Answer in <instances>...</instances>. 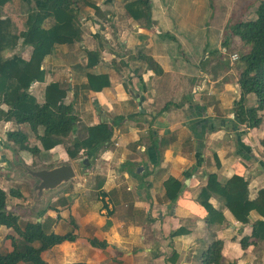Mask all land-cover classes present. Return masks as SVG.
I'll use <instances>...</instances> for the list:
<instances>
[{"label": "crops", "instance_id": "1", "mask_svg": "<svg viewBox=\"0 0 264 264\" xmlns=\"http://www.w3.org/2000/svg\"><path fill=\"white\" fill-rule=\"evenodd\" d=\"M90 1L100 13L78 0L80 40L58 43L43 63L45 82L30 89L39 103L50 83L67 89L79 119L75 132L45 151L39 139L43 127L34 132L14 120L0 122V188L22 194L9 197L8 209L22 226L42 223L48 234L76 236L45 251L46 264H201L214 240L223 242L220 264H264V241L245 249L241 244L260 216L252 212L250 223L242 224L212 197L226 222L210 230L199 198L211 173L223 183L234 175L244 177L252 199L264 189V112L259 128L236 122L243 63L228 60L230 48L220 32L235 15L233 8L222 13L219 25L208 0H150L149 25L125 9L135 0ZM235 40L239 46L240 38ZM89 52L98 54L95 66ZM14 54L29 60L32 47L20 45L4 55ZM89 74H107L111 86L89 90ZM256 103L249 95L247 107ZM102 123L113 128L111 141L71 159L66 146L87 139V129ZM8 132L24 134L28 150L36 152L18 151L7 142ZM64 165L73 168V179L38 189L37 172ZM170 177L184 185L175 203L166 197L164 183ZM3 229L0 254L12 249L11 237L20 239L14 230ZM180 229L188 234L172 237Z\"/></svg>", "mask_w": 264, "mask_h": 264}, {"label": "trees", "instance_id": "2", "mask_svg": "<svg viewBox=\"0 0 264 264\" xmlns=\"http://www.w3.org/2000/svg\"><path fill=\"white\" fill-rule=\"evenodd\" d=\"M84 4L100 9L90 0H82ZM78 0H0V122L15 121L27 124L37 132L44 128L40 137L45 151H50L63 144L64 139L73 134L79 122L73 113V103L67 101L68 90L59 83H50L45 89L44 103H39L30 89L35 83H44L46 71L43 68L45 59L51 55L57 44L64 40L79 41L82 28L79 20ZM125 9L135 20H146L153 24L152 4L150 0H135L125 5ZM230 35L240 38L242 43L250 47V51L239 60L243 68L239 78L240 97L236 101L235 117L239 125L259 128L263 123L260 115L264 112V2L257 9L255 20L239 22L231 25ZM20 45L32 47L29 60L19 54L5 58V52ZM91 66L98 63V54L89 52ZM94 59V61H92ZM154 69L158 66L150 57H144ZM107 74L88 76V89L100 92L110 87ZM257 98L256 106L247 107L249 95ZM87 139H74L66 146L71 159H78L81 151L91 152L111 141L113 128L102 123L87 129ZM6 140L13 143L18 151L30 149L28 138L20 132H8ZM260 144L264 149V138ZM35 153V150H28ZM217 166L220 161L216 157ZM166 197L175 203L183 190V183L170 177L164 183ZM19 190L8 192L0 188V226L14 230L20 239L11 237L12 249L0 254V264H46L42 254L65 241H74L72 233L58 235L48 234L42 223L28 222L22 226L20 217L8 209L9 197H21ZM217 197L227 208L233 218L242 223H250V215L256 212L260 219L252 224L250 237L241 240L245 249L255 241H264V189L255 199L251 198L249 181L234 175L223 183L217 173L208 175L207 185L201 190L199 198L206 210L207 223L210 230L213 226H223L226 216L222 209H216L210 202ZM186 229L172 233V237L186 235ZM96 244L95 241L92 242ZM101 246H106L102 243ZM223 242L214 240L201 255V264H220Z\"/></svg>", "mask_w": 264, "mask_h": 264}, {"label": "rangeland", "instance_id": "3", "mask_svg": "<svg viewBox=\"0 0 264 264\" xmlns=\"http://www.w3.org/2000/svg\"><path fill=\"white\" fill-rule=\"evenodd\" d=\"M264 2V0H208L209 7L207 6V9L211 10V13L213 16H215L214 20L219 22V25L222 21L220 16L222 13H228L233 8V14L232 18L228 19V25L221 29L220 32H223L224 35H222V43H224V46H228L230 48L228 52H226V56L228 60H233V55L237 54L238 57H241V55H244L250 51V47L248 48L246 45H244L240 40L238 45L235 46V36L230 35L229 28L231 25L236 24L239 21H248L256 18V11L258 7L261 5V3ZM243 10V12H242ZM202 16V21H205ZM208 19V18H207ZM208 21V20H207ZM209 22H208V26ZM221 38V33H220ZM234 45L235 47H232ZM240 61V60H239ZM238 62V61H234ZM238 71L240 72V66L237 67ZM3 134V133H1ZM4 135V134H3ZM0 232H4L3 227H0Z\"/></svg>", "mask_w": 264, "mask_h": 264}, {"label": "water", "instance_id": "4", "mask_svg": "<svg viewBox=\"0 0 264 264\" xmlns=\"http://www.w3.org/2000/svg\"><path fill=\"white\" fill-rule=\"evenodd\" d=\"M84 163H88V160H84ZM40 178L41 183L38 187L39 190L55 188L64 182H68L75 177L74 170L71 166H61L54 170H43L36 173Z\"/></svg>", "mask_w": 264, "mask_h": 264}, {"label": "built area", "instance_id": "5", "mask_svg": "<svg viewBox=\"0 0 264 264\" xmlns=\"http://www.w3.org/2000/svg\"><path fill=\"white\" fill-rule=\"evenodd\" d=\"M232 59H233V61H238L239 57L237 55H233Z\"/></svg>", "mask_w": 264, "mask_h": 264}]
</instances>
